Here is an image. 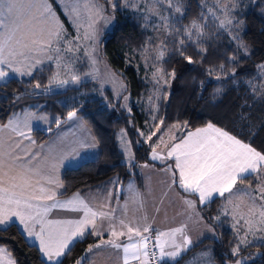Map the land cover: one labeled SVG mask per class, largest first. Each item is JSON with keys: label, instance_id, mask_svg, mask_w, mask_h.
I'll use <instances>...</instances> for the list:
<instances>
[{"label": "snow or ice", "instance_id": "snow-or-ice-1", "mask_svg": "<svg viewBox=\"0 0 264 264\" xmlns=\"http://www.w3.org/2000/svg\"><path fill=\"white\" fill-rule=\"evenodd\" d=\"M107 4L111 6L112 13L117 8H128L139 13L138 19L143 20V27H151L155 31L156 36L148 37L142 45L141 58L145 60L146 67L148 61H152L154 71L151 79L156 85V100L162 94L166 96L162 93L163 87H170L171 80L176 78L175 69L168 72L164 68L167 62L165 58L170 53L179 55L188 64L204 59V54L207 53L204 41L214 35L206 31L210 17L218 22L217 29H224L229 35L233 34V29L242 30L244 27V21L236 15L241 7L240 0H212L211 4L208 0H201L202 9H206V12L202 11L200 14L202 22L193 20L184 25L183 29L178 27L180 21L177 18L184 15L181 0H107ZM81 8L84 21L81 20ZM169 9L172 10L171 13ZM66 12L72 17L71 22L77 30V35L71 39L66 38L67 30L55 16L47 0H0V81H4L5 87L11 82L10 73L31 77L34 71H43L38 66L48 61L54 62L56 66V71L50 77L49 87L53 83L63 87L69 83V79L62 76L61 68L67 72L69 65L62 64L65 59L62 52L74 54L82 47L81 41L86 42L93 52L96 51L102 34V27L97 25L101 21L107 25L113 18L108 14L107 8L98 5L96 0H70V6L66 5ZM81 28L84 29L82 35ZM238 35L239 33L233 36V39H237ZM189 43L198 50L197 61L186 54ZM239 48H244V54L247 55L248 50L242 40L238 43ZM84 54L89 55L88 48H85ZM230 59L235 62L237 57L234 55ZM97 62L98 59L92 56V65ZM223 68L224 65H220L221 71ZM257 68L261 77L259 90L252 80L246 83L254 95L264 97V64ZM231 73L235 77V66ZM208 74H212V69L208 70ZM105 76L114 86L118 85L126 90L115 72L106 70ZM70 79L73 83H78L80 77L73 73L70 74ZM40 88L41 84L36 82L34 89ZM220 91L221 89H216L217 93ZM31 94L38 93L34 91ZM21 98L16 97L17 100ZM124 99L127 100L128 97L124 96ZM152 101L153 96H149V102ZM153 111H158V107H154ZM74 118L76 112L70 111L67 119ZM152 119L156 121L157 117L153 115ZM33 120L47 121V117L26 111L23 117L14 113L7 123L0 124V226L6 230L17 222L22 225V231L28 238L39 241V250L47 257L49 264H62L61 258L66 255V250H71L69 245L74 240H82L85 233L101 237L99 243L90 245L87 249V253H92L93 256L105 255L104 252L94 251L105 246L122 249V257L119 253L115 254L117 264L121 260L122 264H131L132 261L150 264L157 255L161 260L168 257L175 261L193 243L184 232L187 225L168 232L158 231L153 247L159 251L150 254L148 245L151 237L146 233L153 229L148 223L147 215L142 217L143 223L135 218L126 219L123 214L121 218L114 219V209L106 211L107 205L104 203L92 205L81 198L79 193L66 201L57 199L56 189L62 186L57 171L69 155L75 156L78 153V148L73 147L70 152H65L59 146L49 145L46 148L45 145H40L39 150L34 151L36 141L31 136ZM55 122L57 126L61 123L59 119ZM163 124L164 120L160 118L145 137V142H148L156 136V141L151 146V159L172 160L173 163L168 164L165 169L172 171V183L185 193L197 195L200 204L213 202L215 194L223 197L226 205L233 206L231 218L237 243L231 252L233 257H238L234 264H245L249 257L241 256L242 250L256 241L264 245V153L213 123L189 131L179 142L169 145L164 141V133L157 135ZM126 135L122 130L119 138L129 157V164L134 166L131 142L125 139ZM140 135L145 136V133L140 132ZM171 139L176 140V137L173 135ZM25 140L29 141L27 145L24 144ZM161 144L167 149L166 152L157 150ZM79 147L94 148L95 144L88 142V137H85L79 141ZM253 179L256 180L254 188L251 184L247 189L236 187L238 183L245 184ZM129 188L131 189V185ZM184 204L188 209L196 210L193 200L186 199ZM54 209L82 212L83 217L77 220H50L49 213ZM140 209H143V203L140 204ZM195 214L200 221L203 220L198 211ZM221 214H229L226 207ZM213 219L218 221L220 216ZM237 225L241 227L237 228ZM208 230L212 231L210 227ZM105 231L110 234V239H102ZM177 234L181 237L180 242L176 240ZM125 236L128 243L118 242ZM250 236L252 239H249ZM166 248L172 250L166 251ZM107 255L111 257L113 254ZM83 259L81 257L76 264H81ZM0 264H15L8 250L3 247H0ZM92 264H96L95 260Z\"/></svg>", "mask_w": 264, "mask_h": 264}, {"label": "trees", "instance_id": "trees-1", "mask_svg": "<svg viewBox=\"0 0 264 264\" xmlns=\"http://www.w3.org/2000/svg\"><path fill=\"white\" fill-rule=\"evenodd\" d=\"M49 1L64 25L69 28L66 17L56 1ZM104 2L109 12L107 0ZM211 2L212 0H208L209 4ZM181 4L184 15L177 16L180 21L178 27L183 29L184 25L190 24L193 20L202 22L200 14L202 11L206 12V9H202L201 0H181ZM240 5L241 11L237 15L244 21V27L242 30L233 29L232 35L224 29H217L218 22L209 18L206 31L214 35L204 41L207 53L204 54L203 60L188 64L179 55L171 53L165 58L167 62L164 68L168 72L175 69L176 78L170 82L169 93H164L166 96L162 94L157 101L158 111L155 115L157 120L154 123L163 118L162 131L177 124L183 127L187 124L180 138L191 130L213 123L264 153V97L254 95L246 83L248 80H252L257 86L261 83L257 66L264 64V0H241ZM168 11L171 13L172 10ZM111 14L113 15L112 12ZM138 16L139 13L131 9L117 8L114 12L113 30L103 47L105 61L128 85L133 99H140L151 87L141 61V47L148 37L156 36L151 27H143L144 22L138 19ZM237 33H239L237 39H233ZM241 40L247 47V55L244 54V48L238 49ZM186 54L192 56L194 61L199 59L198 50L190 43ZM234 55L237 57L235 62L230 59ZM222 64L224 68L221 71ZM233 66L236 70L235 77L231 73ZM41 69L43 71H35L33 76L26 79H11L6 87L0 84V124L7 123L14 113L29 110L50 117L54 130L57 119L62 118L60 125H64L68 113L76 111L97 140L99 156L77 168L64 170L61 177L64 189L62 197H68L76 192H88L98 187H109L115 178L118 179L121 190L131 180L139 190H143L145 181L141 167L148 164L154 169L165 168L164 165L153 163L149 158L150 148L156 136H153L147 146L138 147L137 129L130 127V116L121 110L112 97H109L108 102L95 98L84 104L65 107L62 104L63 97L75 95L90 87V84L82 85L80 88H69L64 92L38 93L34 89V84L39 82L41 88L47 86L54 73L52 65H46ZM209 69H212L211 75L208 74ZM217 76L220 78L217 79ZM217 88L221 89L219 93L216 92ZM34 91L38 94H31ZM18 96L22 98L17 100ZM135 117L140 127L150 121L149 114L145 112L143 114L136 112ZM52 130L48 133L34 130L33 139L38 144L48 141L55 134ZM121 130H126L132 141L136 154L134 166L124 162V153L118 141V133ZM249 184L255 186V179L243 185ZM175 189L181 196L194 200L201 217L216 231L218 238H205L189 248L178 260L174 262L161 260V264H188L197 252H209L214 264L234 263L238 257L232 256L231 249L237 243L236 234L229 227L227 218L218 221L213 219L220 214L224 198L215 197L211 203L200 204L197 195L185 193L177 185ZM146 234L152 235L155 239L154 231ZM100 240V237L86 235L82 240L76 241L70 247L71 250L62 257V264H76L81 257H84L82 264H87L90 254L87 253L88 247ZM0 244L8 248L16 264H46L38 248L26 240L16 225H10L6 230L0 228ZM241 256L249 257V264H264V245L261 243L249 245L242 250Z\"/></svg>", "mask_w": 264, "mask_h": 264}, {"label": "rangeland", "instance_id": "rangeland-1", "mask_svg": "<svg viewBox=\"0 0 264 264\" xmlns=\"http://www.w3.org/2000/svg\"><path fill=\"white\" fill-rule=\"evenodd\" d=\"M55 1L58 4V6L60 7L64 16L66 17L69 28H67V26L64 25V22L62 21L60 16L54 11V8H53V6L49 0H47V3L50 5L51 9L55 13V16L59 19L60 23L67 30L66 38L71 39L77 35V30L74 27L73 23L71 22L72 17L69 16L66 12V5L70 6V0H55ZM101 1L96 0L98 5L106 7V6H104L105 5L104 0H101ZM72 2H74V0H72ZM240 11H241V9H239L238 12H240ZM81 12H82L81 20L84 21L85 17H84L82 8H81ZM111 12H112V10H111V6H110V10H109L108 14H110L113 18L111 19V21L107 25H104L103 21H101V23L99 25H97V27H102V34L100 36L101 43L96 48L95 52H93L92 49L90 47H88L87 43L84 41L80 42L82 47L80 48L79 51H76L74 54L68 53V52H62V55L65 58L64 61H62V64H68L69 67H68L67 72H65L63 67H62L61 72H62V76L64 78L69 79V83L63 87H58L55 83H53L51 85V87H49V84H48L47 86L42 87L40 89H36V90L38 93L51 94V93H57V92H64V91L68 90L69 88H80L82 85L90 84V87L84 88L83 90L77 92L75 95H67V96L63 97L62 98V104L65 107H67V106L73 107L76 104H84L88 100L95 99V98L102 100L104 102H108L110 100L109 97H112L114 102L119 104L121 110L130 116V127L137 129L138 147H141L143 145L147 146L150 141L145 142V137L147 136L149 131L152 130V125L155 124L153 119H152V116L156 115V111H153V109H154V107H157V101H158L155 99V96H154V93L156 91V85H155L154 81H152V79H151L152 72L154 71V69L151 67L152 61L149 60L148 66L146 67L145 60L141 59L142 65L145 69L146 76H147V79H148L151 87L148 90V92H146L145 94L142 95V97L140 99H133L128 85L107 64V62L105 61L104 56H103V47H104L105 40L109 37V33L113 30V27H114V21H115L114 13L112 15ZM237 13H236V15H237ZM83 31H84V29L81 28L80 29L81 35L83 34ZM85 48H88V51H89L88 56H86L84 54ZM92 56H95L98 59V62L94 66L91 63V57ZM46 65H52L54 67V72L56 71L55 63L52 61H48L45 64L40 65L38 67L42 68ZM106 70H110L111 72H115L117 74V78L122 82V84L124 85V88L126 90L121 89L118 85L114 86L111 82H109L107 77L105 76ZM73 73L80 77V80L78 83H73L71 81L70 74H73ZM10 76H11V79H14V78L26 79V78L30 77V76L12 75L11 73H10ZM0 84H4V81H0ZM257 88L259 90V86H257ZM169 91H170V87H168L167 85H165L162 89V93L167 94V93H169ZM124 96H127L128 99L125 100ZM149 96H153V101L151 103L149 102ZM129 109H130V111H129ZM26 111L30 112L29 110H26ZM136 112L138 114H143L144 112H145V114L148 113L149 114L148 118H150V121L145 122L144 126L140 127V125L137 124V118L135 117ZM24 113L19 114V115L21 117H23ZM43 116H45V115H43ZM46 117H47V121H35V120H33L31 122L32 127H33V131L34 130H41L45 133H48L49 131L52 130V126H51L52 119L48 116H46ZM59 120L62 122V118H59ZM66 120H67L66 124H64V125L59 124V126H56L55 129L52 130V131H55L54 136H52L48 141L43 142V144H41V145H45V147H47L49 145H53V147L59 146L65 152H70V150L73 147L78 148V153L75 156L69 155L63 161L64 166L68 169L77 168L83 162H87V161L97 159L98 155H99V145H98V142L95 139L93 133L91 132L90 128L87 126V124L77 114H76V118H74L72 120H68L66 117ZM174 126H172L169 129H166L164 131L161 130V132H160V134L164 133V141L169 145H171L172 143L179 142L176 140L178 138H180L181 134L185 130L184 129L185 127H183L182 125L177 124ZM33 131L31 132V136H32ZM121 131L118 133V141L120 143L121 150L124 153V162L126 164L130 165L129 164V157L125 154V152L123 150V145H122L121 140L119 138V134L121 133ZM123 131L127 133L126 130H123ZM191 131H195V130H191ZM140 132L145 133V136H141ZM157 135H158V133H157ZM173 135L176 137V140L171 139V137ZM85 137H88V142L95 144L94 148H86V147L81 148V147H79V141ZM18 139H22V138L18 137ZM32 139H33V136H32ZM125 139L127 141L131 142V152L134 155V158H135L134 162H135L136 154H135V150H134V147L132 145V141H131L128 133H127ZM28 143H29V141H27V140L24 141V144H28ZM152 145H153V143H152ZM36 147H39V146L36 145ZM157 150L158 151L163 150L164 152L167 151V149L164 148L163 144H161L160 148H158ZM149 158L153 163L164 165L165 168H163L160 172L156 171L155 173L152 174V172H151L152 167H150V166L145 167L144 166V165H148V164H144L141 167V172H143L145 174V176L148 178L149 182H151V183H149L150 190H149V192H147L145 194V199H146L145 204L146 205L143 204V209L142 210L140 209V205L137 207H136V205H134L133 209H130L129 214H132L135 211L137 214L136 220L140 223H143L142 217L144 215H147L148 216V223H150V224H151L152 217L157 215L158 223H159V227H160V228H157V232L158 231L159 232H168L171 229L181 227L182 225H187L184 228V232L193 241V243L191 245L187 246V250L189 248L199 244L205 238H213V239L216 238L217 239L218 234L216 233V231L211 226H209L204 221V219L202 221H200L199 218L196 216L195 211H197V210H195V211L190 210L187 208L186 205H180L179 203H177V201L174 202V200H173L174 191L170 188H172V187L175 188L176 184L172 183V180H173L172 171L171 170H165L166 166L168 164H172L173 161L172 160H164V161L152 160L151 159V148H150V152H149ZM157 170H160V169H157ZM155 176L156 177L161 176L163 178V181L161 183L155 182L154 179H151ZM177 179H178V174H177ZM114 181H118V179L115 178ZM252 187L254 188L255 186H252ZM111 191L117 192L120 195V197L122 196L123 190H121V186L119 185V181H118V183H113L111 185ZM179 195L180 194L178 193L177 196L179 197ZM226 195H228V194L226 193L225 196ZM87 197H88V195H87ZM215 197H218V196H216L214 194L213 199ZM119 199H121V198H119ZM185 199L193 200L190 197H186ZM86 202H87V200H86ZM225 207L227 208V211L229 213L227 216H224L221 214L222 209H225ZM180 208H181V211L179 210ZM157 209H158V211H157ZM121 211L122 210L119 209V205H117L114 214H116L119 218H121V215H120ZM221 211L219 214V216H220L219 220L227 218L229 220V227L231 228L233 233L236 234V230L233 228V221L231 218L232 207L230 205H226L225 200H224V203L222 205ZM200 217H201V215H200ZM197 222L199 223L198 225H197ZM206 225H207V227H206ZM209 227L212 229V231L208 230ZM240 227H241V225H237V228H240ZM107 234L108 235L103 236L102 239H104V240L110 239L111 238L110 234L108 232H107ZM86 235H88V234L86 233L85 236ZM236 237H237V234H236ZM121 238H123V237H121ZM121 238H120V241H118V242L128 243L126 236L123 240ZM249 239H252V237L250 236ZM176 240H177V242H180L181 237L179 234H177ZM257 243H260V242L256 241L254 244H257ZM165 250L171 251L172 249L166 248ZM94 251L104 252L105 255L93 256V254L90 253L88 256V263L87 264H92L93 260H95L96 264H117L115 254L119 253L120 257L123 256L122 249L121 250L112 249L108 246H105V248H102V249H94ZM186 251H183L181 253V255L179 257H177L176 260H178L183 254H185ZM107 253H112L113 255L111 257H109L107 255ZM164 260L168 261V262H174V260H172L168 257H165ZM249 262L250 261L248 259L245 261V264H249ZM137 263L138 262L133 263V264H137ZM120 264H122V260L120 261ZM188 264H214V262L212 260L211 254L209 252H197L191 258V260L188 262ZM232 264H234V263H232Z\"/></svg>", "mask_w": 264, "mask_h": 264}, {"label": "crops", "instance_id": "crops-1", "mask_svg": "<svg viewBox=\"0 0 264 264\" xmlns=\"http://www.w3.org/2000/svg\"><path fill=\"white\" fill-rule=\"evenodd\" d=\"M32 112V111H30ZM24 112H21V113H18V114H22ZM38 115V114H37ZM46 142V141H44ZM42 143L38 144L36 143L37 146H40ZM27 145V144H25ZM47 148V147H46ZM61 148V147H60ZM34 151H38L39 150V147H35L33 149ZM99 156V155H98ZM92 161V160H91ZM84 163V162H83ZM149 166V165H148ZM151 167V166H150ZM68 168H66L64 166V164L62 163V165L59 167L58 171H57V175H58V178H59V181L62 185V182H61V177H62V173L64 172V170H66ZM162 169L160 170H157V169H154L152 168L151 169V172L152 174L155 173L156 171L160 172ZM143 173V172H142ZM143 176H144V181H145V187L143 190H139L135 184V182L133 180L129 181L126 186L123 188V194L122 196L120 197V195L117 193V192H112L111 191V184L109 187H98V188H95V189H92V190H89L88 192H76V193H79L81 195V198L85 199V201L87 200V202H89L90 204L92 205H98V204H101V203H104L107 205V207L105 208V210L107 211L108 209H116L117 205H119V209L122 210L121 211V216L123 214V216L126 218V219H137V214L136 212L134 211L132 214H129L130 212V209H133L134 205L139 206L141 203L145 204V194L147 192H149L150 190V185L149 183V180L148 178L145 176V174L143 173ZM151 179H154L155 182H159L161 183L163 181V178L160 176V177H153ZM157 179V180H156ZM129 185H131V189L129 188ZM172 186V185H171ZM237 188H245L247 189L248 186L247 185H243V184H237L236 186ZM174 191V195H173V200L174 202L177 201V203H179L180 205H185L184 204V200H186L185 198L186 197H183L181 195H179V197L177 196L178 193L176 192V189L174 187L170 188ZM63 185L59 188L56 189V192H57V199L61 200V201H66L70 198L73 197L74 194L68 196V197H62V194H63ZM88 195V197H87ZM227 196V195H226ZM121 198V199H119ZM147 198V197H146ZM148 199V198H147ZM149 200V199H148ZM127 202V203H126ZM146 205V204H145ZM174 205V204H173ZM231 207H233L232 205H230ZM181 211V208L179 209ZM178 210V211H179ZM196 210H197V207H196ZM198 211V210H197ZM83 216V213L82 212H74V211H70V210H65V209H54L52 210L51 213H49V216H48V219L50 220H61V221H66V220H77V219H81ZM114 219H117L119 218L116 214H114ZM97 223L99 224L100 221L98 220ZM107 222L105 221V224ZM199 223L197 222V225ZM16 225L20 231L23 233L24 237L26 238V240L35 245L38 250H39V241L36 240L35 238H28L26 233H24L22 231V225H20L18 222ZM151 225H152V229L155 233V236L157 234V228H160L159 227V223H158V218H157V215L152 217L151 219ZM195 226V225H194ZM0 228H3V226H0ZM90 230V229H89ZM86 234V233H85ZM107 231L104 232L103 236H107ZM97 237V236H95ZM101 238V237H100ZM103 238V237H102ZM125 237L121 238L122 240L124 239ZM216 239V238H214ZM80 239H77V240H74L72 242V244L69 245V248L76 242ZM0 247H3V248H6L8 250V248L4 245H1L0 244ZM68 250H66L67 252ZM8 252L10 253V251L8 250ZM40 252V250H39ZM41 257L44 259V261L46 262V264H49V261L47 260V257H45L43 255V253H41ZM12 259L14 260L12 254L10 253ZM62 259V258H61ZM164 260V259H163ZM15 261V260H14ZM164 262H168V261H165ZM133 263H136V261H132L131 264ZM16 264V262H15Z\"/></svg>", "mask_w": 264, "mask_h": 264}, {"label": "built area", "instance_id": "built-area-1", "mask_svg": "<svg viewBox=\"0 0 264 264\" xmlns=\"http://www.w3.org/2000/svg\"><path fill=\"white\" fill-rule=\"evenodd\" d=\"M146 235H150V234H146ZM150 237H151V239L149 241L148 251H149L150 254L152 252H157L158 253L159 250L153 247V243H154L155 239L153 238L152 235H150ZM150 264H161V259L157 255V258L155 260H151Z\"/></svg>", "mask_w": 264, "mask_h": 264}, {"label": "water", "instance_id": "water-1", "mask_svg": "<svg viewBox=\"0 0 264 264\" xmlns=\"http://www.w3.org/2000/svg\"><path fill=\"white\" fill-rule=\"evenodd\" d=\"M83 262L81 261V264H82Z\"/></svg>", "mask_w": 264, "mask_h": 264}]
</instances>
